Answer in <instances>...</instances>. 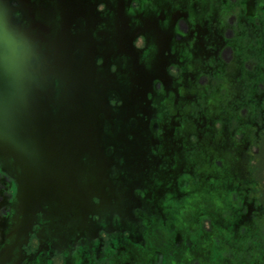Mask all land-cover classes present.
Listing matches in <instances>:
<instances>
[{
    "label": "flooded vegetation",
    "instance_id": "flooded-vegetation-1",
    "mask_svg": "<svg viewBox=\"0 0 264 264\" xmlns=\"http://www.w3.org/2000/svg\"><path fill=\"white\" fill-rule=\"evenodd\" d=\"M77 1L70 30L90 31L97 65L149 82L125 132L143 156L140 184L97 186L65 238L37 207L3 264H264V0ZM19 9L11 0L31 27Z\"/></svg>",
    "mask_w": 264,
    "mask_h": 264
},
{
    "label": "water",
    "instance_id": "water-1",
    "mask_svg": "<svg viewBox=\"0 0 264 264\" xmlns=\"http://www.w3.org/2000/svg\"><path fill=\"white\" fill-rule=\"evenodd\" d=\"M17 1L29 28L11 17V0H0V264L37 207L57 220L83 215L97 192L90 169L106 171L118 164L113 154L135 149L125 132L150 87L144 78L119 81L106 61L97 65L90 31L70 30L77 0ZM113 91L119 108L111 106Z\"/></svg>",
    "mask_w": 264,
    "mask_h": 264
},
{
    "label": "rangeland",
    "instance_id": "rangeland-1",
    "mask_svg": "<svg viewBox=\"0 0 264 264\" xmlns=\"http://www.w3.org/2000/svg\"><path fill=\"white\" fill-rule=\"evenodd\" d=\"M117 77L119 81L122 80L121 82H123L125 78H127L125 76H119V75ZM128 150L124 151L122 149L121 155H118L116 158L119 167V172L117 175L103 170L104 168H100L97 164H95V166H93V168L90 169L91 171L90 177L92 178L93 182L96 183V186H99L98 182H101L102 185H110L111 187L114 182V185L116 184V189L124 190L127 187L126 185L132 186V185H136L137 183L140 184L139 181L131 179V173L132 172H135L136 174L140 173V169L142 168L143 165V156L141 155L140 152L135 151V149L130 151ZM255 177L258 180L264 179V144H263V151L260 161L257 163L255 167ZM124 198L128 199L126 195H123V199ZM262 204L264 206V191L262 196ZM37 217L38 214L35 213V215L33 216V221L36 220ZM72 223H73L72 220L63 218L61 225L57 230H55L56 236L63 238L68 237L72 231V227H73ZM17 252L18 251H16V253Z\"/></svg>",
    "mask_w": 264,
    "mask_h": 264
}]
</instances>
